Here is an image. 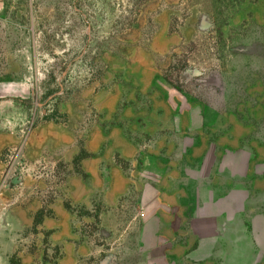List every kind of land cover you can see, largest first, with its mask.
Returning a JSON list of instances; mask_svg holds the SVG:
<instances>
[{
  "label": "rangeland",
  "instance_id": "374dc122",
  "mask_svg": "<svg viewBox=\"0 0 264 264\" xmlns=\"http://www.w3.org/2000/svg\"><path fill=\"white\" fill-rule=\"evenodd\" d=\"M214 155L264 212V0H0V264H168L146 192L189 227Z\"/></svg>",
  "mask_w": 264,
  "mask_h": 264
},
{
  "label": "crops",
  "instance_id": "0c3cea01",
  "mask_svg": "<svg viewBox=\"0 0 264 264\" xmlns=\"http://www.w3.org/2000/svg\"><path fill=\"white\" fill-rule=\"evenodd\" d=\"M217 159L218 156L214 155V165L209 167L206 174L198 177L209 179L204 187L195 189L197 195L201 197L206 194V198L197 204L189 227L185 214L187 188L172 187L168 180L156 181L151 192L150 189L146 192V235L145 238L141 236L139 243L145 246L148 263L161 258L168 264H257L256 260L264 256L256 248V237L244 234L248 223L249 227L254 228L255 222L243 221L245 214L255 221L259 217L264 218V212L254 216L246 213L247 203L242 197L235 198L236 191L242 190L233 187L234 182H242L249 171L235 173L229 165L216 169ZM216 174H222L227 182L220 186L215 184L213 180ZM115 188V196L119 197L125 186ZM87 195L86 189H83L76 197L82 200ZM236 242H241L240 248L235 246ZM155 250L160 255L154 254Z\"/></svg>",
  "mask_w": 264,
  "mask_h": 264
}]
</instances>
